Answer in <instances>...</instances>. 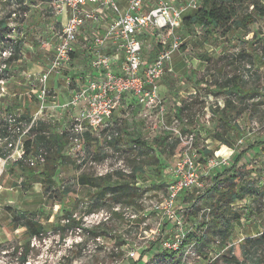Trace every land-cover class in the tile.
<instances>
[{
	"label": "rangeland",
	"instance_id": "obj_1",
	"mask_svg": "<svg viewBox=\"0 0 264 264\" xmlns=\"http://www.w3.org/2000/svg\"><path fill=\"white\" fill-rule=\"evenodd\" d=\"M24 1L26 6L22 4V9L27 11V15L16 22L18 26L12 33L13 37L22 42L20 61L13 68V72L11 69L13 61L10 62L8 78L11 72L15 78L30 73L33 64L48 55L47 51L53 45V37L48 33L51 25L58 23L59 15L49 3H43L42 0H22ZM177 1L184 5L190 0ZM260 1L264 3V0ZM189 9L194 11L196 8ZM247 9L250 11L251 7ZM243 11H246L245 7ZM187 14L188 12L185 16ZM188 29L189 36L187 31L185 34L180 31L182 44L179 49L184 52L187 48L188 54L192 53L190 56L194 60H198L199 57L202 67L201 65L197 67L194 63L189 67L183 65L179 68L181 77L176 79H201L202 83L198 85L200 93L210 92L213 99L217 97L224 102L229 100L232 103L226 111L220 110L219 113H215L216 117L207 119L203 109L204 101L194 102L192 99H186L180 102L179 114L187 119L184 131L195 133L194 150L198 173L201 175V186L187 191L185 201H178L177 204L184 206L185 228L190 232L194 231L191 233L197 234L200 238L193 237L189 244L184 245L185 248L180 254L160 253L161 237L168 229L169 222L161 214L146 212L145 207L151 206L165 194L167 186L165 181L170 180L164 172L165 165L171 164L175 158L177 144L175 141L167 140L168 143L156 145L155 136L168 135L167 139H170L168 132L159 126L157 115L141 110L135 103L124 107L121 102L109 119L110 123L119 129V136L112 142H107V139L103 138V132H86L88 135L84 134L79 147L69 144L68 138L65 157L59 159L60 163L54 166L53 177L56 184L47 192L43 189L45 180L41 173L47 170L49 162L45 164L40 162L30 168L32 166H28L27 159L13 164L16 161L14 157L0 158V264H170V259H173L172 264H229L226 262L225 254L231 245L240 243L246 237L258 236L263 231L264 15L257 17L246 31L233 29L225 35L219 32L213 35L206 34L199 26ZM147 40L144 43V56L148 51L147 43L151 42L154 46L153 40ZM188 44L190 45L187 46ZM246 64L250 65L248 69L250 72L247 71ZM245 73L249 75L247 81L244 80ZM232 79L238 90L232 87ZM22 80L24 81L16 79V82H23ZM8 81L9 79L0 86V117L23 114L22 109L26 107L24 102L29 104L31 114L40 109L41 103L35 92L31 91V88L37 90V87L29 84L26 93L23 94L19 89L14 90V83L11 81L10 86ZM61 84L66 86L65 79ZM48 95L52 96L50 93ZM256 97L257 100H250ZM66 101L63 100L62 103ZM184 101L187 103L183 104ZM190 103L192 104L189 105ZM221 108L223 109L224 105ZM76 114L77 109L72 107L65 111L63 118L56 120L55 116H50L47 109L43 108L41 114L37 113L31 117L36 119V127L39 128L37 134L50 135L65 131ZM219 115L223 116L225 122H221ZM213 119L216 121L215 130L207 125V121L211 122ZM217 131L221 135V140L213 137V133ZM136 134L150 141L151 149L140 150L136 143L131 142V136ZM243 135L244 143L235 146L236 140ZM22 139L32 140L34 137L27 134ZM216 141L232 147L235 151L228 164L217 172L206 173V160L198 151H202L206 146L218 151ZM258 142L260 146L249 149L232 169L238 153ZM113 145H117L118 150ZM0 149L4 151L8 148L4 143H0ZM43 152L47 158L54 155V150L51 149ZM226 152L224 148L218 151ZM94 155L102 156L107 161H97L93 158ZM92 161L95 164H92ZM119 161L130 173L113 170L101 176H109L110 182L121 181L122 176L117 172L132 175L133 170L138 167L141 174L137 186L134 176L130 177L136 189V198L130 203L121 200L119 209L115 210L117 204L112 200L114 195L111 192H106L104 196L99 195L94 187L83 185L77 179L81 174L101 178L99 171L105 164L113 167ZM239 165L242 166L239 168ZM29 170L34 177L27 175ZM229 173L236 174L237 186L250 184L259 195H247L243 200L237 199L230 203V208L240 215V220L232 223L223 240L219 233H212L209 227L200 224L204 218L205 221L208 220V208H214L219 192L227 190L225 187L230 184ZM240 173L241 176H238ZM214 178L219 183L211 190ZM9 209L25 213L28 221L36 219L43 227L41 236L32 237L24 226L25 220H13ZM134 214L136 216H130ZM15 223L17 225H14ZM201 241L207 242V246H202ZM130 249L136 250V258L128 255ZM234 252L240 257L238 251ZM243 262L257 264L251 257Z\"/></svg>",
	"mask_w": 264,
	"mask_h": 264
},
{
	"label": "built area",
	"instance_id": "obj_2",
	"mask_svg": "<svg viewBox=\"0 0 264 264\" xmlns=\"http://www.w3.org/2000/svg\"><path fill=\"white\" fill-rule=\"evenodd\" d=\"M125 9L120 8V0H51L49 3L59 16L66 14L65 22H58L50 27L54 40V53L46 68L33 79L30 84L37 87L35 92L40 101L41 112L45 108L46 97L49 95L47 87L48 77L52 73L63 71L71 62L72 46L79 40V36L89 28L92 37L84 40L85 48L92 51L89 62L88 77L84 85H79L70 78H65L66 86L74 84L72 94L68 101L56 105L60 110L68 111L69 108L77 109V114L72 118L68 127L69 144L79 147L86 132H103V138L111 140L118 136L119 131L110 123L113 112L120 106L125 97L135 98L141 110L157 115L159 126L167 131L170 139L176 141L178 151L172 163L165 165V174L170 179L166 192L160 200L151 206L145 207L148 213L162 215L171 227L164 231L160 247L171 253H181L182 242L189 232L184 225V206L178 205L183 201L187 191L193 187L201 186V175L196 164V152L194 150V131H184L187 119L177 114H172L166 121L165 109L159 96L158 80L167 71V64L172 53L178 51L182 44L179 29L182 28L184 13L189 8H196L198 0H190L184 5H177L175 0H124ZM44 3V2H43ZM46 3V4H47ZM25 1L0 0V19L6 21V30L0 37V86L7 81L9 70V58L14 54V43L17 41L12 33L16 30V22L21 17H26L27 11L22 9ZM26 6V4H25ZM105 17V26L99 29L94 23H102ZM150 33L154 41L156 54L153 57H145L144 35ZM114 45V51L106 52L107 43ZM153 44L148 45V50ZM20 60V59H19ZM115 66L118 72L115 71ZM246 69L250 65L246 64ZM245 79H249L247 73ZM37 85V86H36ZM252 98L250 100H257ZM204 111L207 119L213 117L211 108L213 96H206ZM223 107V106H222ZM19 114H8L0 117L8 122L7 136L1 138L0 143L8 148L5 158H22L24 153V140L33 126H36L35 117H30L27 122L15 121L21 117ZM245 136L236 140L235 146L244 143ZM217 145V144H216ZM218 151L224 146L226 154L213 150V154L206 158V173L217 172L221 167L229 163L235 149L218 143ZM135 147V145H133ZM207 148H210L206 146ZM44 150L41 148L28 156V166L35 167L37 163L43 164L45 160ZM103 161H107L103 159ZM95 164L94 161L91 162ZM113 170L130 173L129 169L119 161L113 167L104 165L99 175H104ZM136 185L139 176L134 175ZM184 202V201H183ZM115 210L119 209L117 205ZM132 217L136 216L130 215ZM135 249H130L128 255L134 258ZM136 258V257H135Z\"/></svg>",
	"mask_w": 264,
	"mask_h": 264
},
{
	"label": "trees",
	"instance_id": "obj_3",
	"mask_svg": "<svg viewBox=\"0 0 264 264\" xmlns=\"http://www.w3.org/2000/svg\"><path fill=\"white\" fill-rule=\"evenodd\" d=\"M22 1V0H18ZM44 3L50 2L51 0H42ZM244 7L246 11H243ZM247 7H251L250 11H247ZM264 15V3L260 0H199L196 5V9L190 15H186L183 17L182 23L187 28L197 25L201 27L206 34L213 35L216 32H219L221 35H225L227 32L235 29H241L246 31L247 28L255 22L257 17H261ZM6 30V21L4 19H0V37L4 35ZM14 54L9 58V62L16 61L20 59L22 42L20 39L14 43ZM249 80V79H244ZM232 79L231 82H233ZM227 84V83H226ZM232 87L235 90H238L237 85L233 82ZM240 93V91H239ZM232 103L229 100H225L224 108L222 112L226 111L230 108ZM30 120V117L22 114L21 117L15 121V125H19L18 122H27ZM221 122H225L223 116L220 117ZM37 126V125H36ZM33 126L30 128L28 134H32L34 139L32 140H25L24 141V153L22 158L16 160L13 164L21 163L29 155L34 154L39 149H44L46 151L54 150V155L51 157H45L44 163L49 162V167L46 171L41 173L42 178L45 180L43 183L44 191H48L52 188L53 185L56 184V179H54V166L60 163L59 159L64 158L65 146L69 138V131L68 128L65 131L61 132H54L50 135L45 134H37L38 127ZM118 129V128H117ZM8 122L4 119L0 121V136L1 138L7 136L9 133L8 131ZM119 131V129H118ZM91 134V133H90ZM88 134L85 133V136ZM119 136V134H118ZM170 136V135H169ZM117 136L112 137L111 140L107 142H112L114 138ZM213 137L217 140H221V135L219 131L213 133ZM167 137L155 136V144H162L169 140L173 142L175 140L167 139ZM131 142L136 143V146L141 149H151L149 146L150 141L144 139L143 137L139 136L138 134L131 136ZM168 143V142H167ZM176 143V141H175ZM170 145L172 143H169ZM117 145H113L115 149L118 150L116 147ZM256 146H260V143H254L253 145L248 146L245 149H242L236 158L234 159L232 169L237 166L238 162L241 160L243 156H245L246 152L249 149H252ZM135 148V147H134ZM138 148V149H139ZM136 149V148H135ZM201 156L206 160L208 156L213 154V150L205 147L202 151H198ZM207 153V155H205ZM7 155V151H3L0 149V158H5ZM53 158V160H52ZM93 158L97 161L103 160V157H98L96 155ZM49 159V160H48ZM48 160V161H47ZM242 165H239V168ZM33 168V167H30ZM140 168H135L133 170L132 175H124L120 172H117L120 176H122L121 181L110 182L109 176H101V178H93L88 175L81 174L78 177V182L83 185H90L96 189L98 192L97 194L104 196L106 192H111L114 195L112 199L114 203L117 205L121 204V200H127L129 203L136 198L137 193L135 186L132 185L130 181V177H133L135 174L140 176L141 170ZM237 171L234 170V172ZM243 171V170H242ZM27 175L34 177L35 175L31 173V171H27ZM241 176V173L238 175ZM230 178V179H229ZM140 179V177H139ZM138 179V180H139ZM228 179L230 184L226 186L227 190L219 192V197L215 200L216 204L214 208L210 209L209 216L207 217V221L205 218L202 220L200 226H207L212 231V233H219L221 238L225 240L227 232L230 230V227L233 222L240 220V215L233 211L230 208V203L234 200H243L247 195L258 196L259 193L257 190L252 187L250 184L244 186H237L238 181L236 180L235 173H229ZM136 181V179H135ZM219 182L216 178H214V184L211 186V190L217 187ZM135 184V183H134ZM137 186V185H136ZM167 188V186H166ZM209 189V190H210ZM210 190V191H211ZM187 193L184 196L183 201L187 198ZM194 201V200H192ZM10 210V209H9ZM10 215L13 220H21L24 219L25 223L24 226L30 232L32 237H39L43 232V227L40 223L36 221V219H26L25 213H17L15 210H10ZM73 221L71 220L70 223ZM20 224V222L18 223ZM104 225V223H101ZM14 225H17L16 223ZM70 225V224H69ZM197 225V222H196ZM194 226V225H192ZM194 232V231H191ZM190 231L187 232L183 242H182V249H184L185 244H189L193 239H199L200 237L197 234H192ZM191 233V234H190ZM194 237V238H193ZM193 238V239H192ZM202 246H207V242L201 241ZM223 245V243H222ZM237 245V247H235ZM238 251L240 253V257H237L234 251ZM165 254H173L171 252L164 251L160 248V253ZM248 257L253 258L254 263L257 264H264V229L258 236L255 237H246L238 244L231 245L227 254H225L226 262L229 264H244V260ZM162 260V259H161ZM162 261H159V263ZM170 264L173 263V259L169 260ZM149 264V263H145Z\"/></svg>",
	"mask_w": 264,
	"mask_h": 264
},
{
	"label": "crops",
	"instance_id": "obj_4",
	"mask_svg": "<svg viewBox=\"0 0 264 264\" xmlns=\"http://www.w3.org/2000/svg\"><path fill=\"white\" fill-rule=\"evenodd\" d=\"M175 3L177 5H181L177 0H175ZM126 7V3L124 0H120V8L121 9H125ZM188 12L187 15L192 14L194 11H192L191 9H187L184 13L185 14ZM66 20V14H62L58 17V21L57 22H65ZM95 26H97L99 29H103L105 26V17H103V22L102 23H94ZM197 26V25H194ZM184 28H186L187 30H185ZM184 29V30H183ZM180 31H183V33L185 34L187 31V36H189L190 32L189 29L182 25V28L179 29V33ZM48 34L52 36V33L49 32ZM149 35V37H148ZM181 35V34H180ZM86 37L91 38L92 37V33L90 31L89 28L86 29L85 33H83V35L79 36V40L72 46L73 50L71 52V62L68 66V68H66L63 71H59L56 73H52L47 80V87L49 90V93L52 94V96H48L46 97V101L44 103L45 108L47 109V112H49L50 116H55L56 120H60L61 118H63L65 111L60 110L56 105L61 104L64 101L68 100L72 94L73 87H75L74 84H71V86L67 87L63 84H61V82H64L65 78H70L72 79L74 82H76L79 85H84L86 83V78L88 77V71H89V62L91 59V54L92 51L88 50L87 48H85V44H84V40L86 42ZM151 40V35L150 33H147L144 35L143 39H145V42H147L148 40ZM54 38H53V45H51V47H49V51L48 55L46 57L40 58L37 60V62L35 64H33V68L32 71L30 73H24L25 77H19V78H15L14 74H12L13 72V68H15L17 65V63L20 60H16L13 61L12 65H11V76L6 79H9L8 83L10 86L11 85V81L14 83L13 85V89H19L23 94L26 93L28 87L30 86V82L32 81V79H36L37 75L35 74H39L40 72H42L46 66L48 65V62L50 60V58L53 56L54 53ZM151 44V42L147 43V46ZM190 44H188L187 46H189ZM106 52L111 53L114 51V45L112 43H107L106 44V48L104 49ZM180 50V49H179ZM175 51L170 59V61L167 64V71L165 72V74L158 80V84H159V96L161 98L163 107L165 109V118L166 121H168L171 117L172 114H177V116H180L179 111L181 110V101L182 100H194V102H196L197 100H199L200 102H203L204 98H206V96H212L210 94V92L205 93L202 92L200 93V89L198 88V85H200V83H202L201 79H176L177 77H181V70H179V68L181 66H190V64L194 63L195 65H197V67H199V65H201V63H199L200 58L198 57V60H194L192 58V53L188 54V49L186 48L184 52H182V49L180 51ZM144 54V53H143ZM156 54V50L155 47L152 45V48H150L147 51V55H145V57H153ZM44 60V61H43ZM196 67V66H195ZM202 67V65H201ZM115 71L118 72V68L117 66L114 67ZM194 68V67H193ZM34 70L36 73H34ZM183 70H185V68H183ZM185 71H183L184 73ZM22 73H20L21 75ZM16 79H24L23 82H16ZM204 80H208V79H204ZM209 81V80H208ZM7 83V81H6ZM20 84V85H16ZM32 92H36V90L31 88ZM198 94V96H197ZM36 95V94H35ZM37 98V97H36ZM216 102L211 101L212 105V110H213V117H216L215 113H219L220 110H222V106L224 105V101L221 98H214ZM30 102V100H28ZM133 103H135L137 105V102L135 100V98L133 97H125L122 101V106L125 105L126 106H130ZM187 102L184 101L183 104H186ZM192 103H190L189 105H191ZM24 106H26L25 108H23V114L31 117L33 115H36L38 113L41 114V112L36 111L34 113H30L28 106L29 104L24 102ZM121 106V107H122ZM216 108V109H214ZM218 108V109H217ZM135 109V108H134ZM138 109V108H137ZM218 110V111H216ZM221 115L218 116V118L220 119ZM209 124V126H211L210 128L212 130L216 129V121L215 119H213L211 122H209V120L207 121V125ZM211 130V131H212ZM210 131V132H211ZM145 139V138H144ZM208 140V139H207ZM219 141L215 142V145L218 144ZM171 227V223H169L168 228Z\"/></svg>",
	"mask_w": 264,
	"mask_h": 264
},
{
	"label": "bare ground",
	"instance_id": "obj_5",
	"mask_svg": "<svg viewBox=\"0 0 264 264\" xmlns=\"http://www.w3.org/2000/svg\"><path fill=\"white\" fill-rule=\"evenodd\" d=\"M223 148L226 149V147L223 146V147L221 148V150H222ZM226 151H227V149H226ZM226 153H227V152H226ZM226 153H221V154H226Z\"/></svg>",
	"mask_w": 264,
	"mask_h": 264
}]
</instances>
